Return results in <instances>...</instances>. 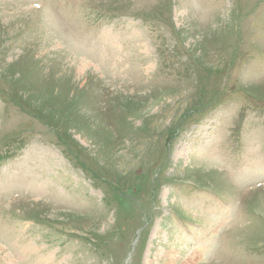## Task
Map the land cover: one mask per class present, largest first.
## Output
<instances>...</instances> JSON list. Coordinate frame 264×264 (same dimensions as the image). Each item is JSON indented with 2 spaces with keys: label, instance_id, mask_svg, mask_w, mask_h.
<instances>
[{
  "label": "rangeland",
  "instance_id": "rangeland-1",
  "mask_svg": "<svg viewBox=\"0 0 264 264\" xmlns=\"http://www.w3.org/2000/svg\"><path fill=\"white\" fill-rule=\"evenodd\" d=\"M0 264H264V0H0Z\"/></svg>",
  "mask_w": 264,
  "mask_h": 264
},
{
  "label": "bare ground",
  "instance_id": "bare-ground-1",
  "mask_svg": "<svg viewBox=\"0 0 264 264\" xmlns=\"http://www.w3.org/2000/svg\"><path fill=\"white\" fill-rule=\"evenodd\" d=\"M197 251H198V250H197ZM197 251H196V252H197ZM193 254H195V253L190 254V255L188 256V258H187V259L189 260L190 263H191L192 261L195 260V258L192 257ZM193 256H194V255H193ZM189 262H187V263H189ZM192 263H194V262H192Z\"/></svg>",
  "mask_w": 264,
  "mask_h": 264
}]
</instances>
